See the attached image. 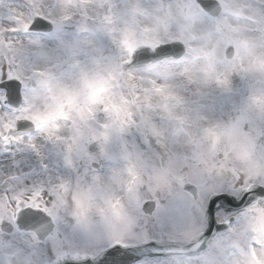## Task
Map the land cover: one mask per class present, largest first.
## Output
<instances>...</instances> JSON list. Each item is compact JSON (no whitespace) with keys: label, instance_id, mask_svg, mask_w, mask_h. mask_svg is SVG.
Wrapping results in <instances>:
<instances>
[{"label":"snow or ice","instance_id":"obj_1","mask_svg":"<svg viewBox=\"0 0 264 264\" xmlns=\"http://www.w3.org/2000/svg\"><path fill=\"white\" fill-rule=\"evenodd\" d=\"M0 7V264H264V0Z\"/></svg>","mask_w":264,"mask_h":264},{"label":"rangeland","instance_id":"obj_2","mask_svg":"<svg viewBox=\"0 0 264 264\" xmlns=\"http://www.w3.org/2000/svg\"><path fill=\"white\" fill-rule=\"evenodd\" d=\"M10 2H11V0H5V4H8ZM2 11H4V9L2 7H0V12H2Z\"/></svg>","mask_w":264,"mask_h":264}]
</instances>
